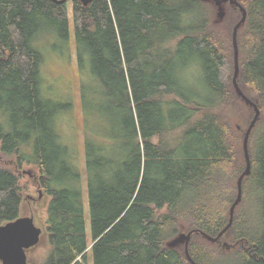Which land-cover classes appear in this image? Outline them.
<instances>
[{"label": "trees", "instance_id": "1", "mask_svg": "<svg viewBox=\"0 0 264 264\" xmlns=\"http://www.w3.org/2000/svg\"><path fill=\"white\" fill-rule=\"evenodd\" d=\"M236 1L247 11L237 82L260 116L226 229L256 113L234 83L243 9L231 0H73L78 64L89 60L111 116L87 133L84 172L56 129L69 103L41 90L38 42L70 40L69 0H0V143L21 169L0 164V225L20 217L22 169L34 165L50 197L42 264H89L90 247L94 264H264V0ZM195 62L203 92L185 74Z\"/></svg>", "mask_w": 264, "mask_h": 264}, {"label": "rangeland", "instance_id": "2", "mask_svg": "<svg viewBox=\"0 0 264 264\" xmlns=\"http://www.w3.org/2000/svg\"><path fill=\"white\" fill-rule=\"evenodd\" d=\"M72 4L73 0H69L70 40L63 42L57 36L51 34L52 36H43L39 39L38 44L43 48V51L36 47L44 57V63L41 68L43 79L41 90L43 89L42 93L44 97L58 103H69L66 111L58 113L55 123L56 129L62 138V142L70 146L74 154V163L85 172V141L90 136L87 133L92 134L98 127L99 122L105 127L111 116L105 108L106 104L103 99V93L100 91V86L89 69V60L86 63V68L81 69L79 67L78 53L75 46V25ZM53 44H58L60 50L56 49ZM2 53L0 48V56ZM200 72L199 64L195 62L185 74L191 76L193 87L203 92L205 85L202 78L197 79L201 75ZM98 134L101 143H109L108 134L105 131L101 129ZM0 164L15 172L21 170L18 169L14 156L2 153L1 143ZM22 170L27 173H25L22 179V183L24 184V200L20 216L34 215L35 223L45 229L47 205L50 197L45 196L44 193L40 197L36 187L37 181L35 176H37V170L34 165L25 164ZM28 172H31L32 176ZM84 205L88 242L91 246V213L87 183L84 188ZM49 250L48 234L43 232L40 243L28 251L29 264H42ZM0 264H2L1 261ZM89 264H94L91 247L89 248Z\"/></svg>", "mask_w": 264, "mask_h": 264}, {"label": "water", "instance_id": "3", "mask_svg": "<svg viewBox=\"0 0 264 264\" xmlns=\"http://www.w3.org/2000/svg\"><path fill=\"white\" fill-rule=\"evenodd\" d=\"M81 1L84 5H88L93 0H81ZM226 1L228 0H217V4L221 5L223 2H226ZM231 1L237 4L241 9H243V16L241 20L235 25L234 31H233V43H234V51H235L234 83H235V86L239 94L250 104L254 105L256 113L245 135L244 149H245V155H246V160H247V167L238 181L239 195H238L237 200L232 206L230 222L227 225L226 229H228L231 226L233 219H234V212H235L236 205L242 199L243 179L246 175L250 174L251 172L252 163H251V157L249 153V138H250L252 129L254 128L260 116V109L258 108L257 104H255L252 100H250L243 93V91L240 89L238 82H237V77H238L239 69H240L238 29L242 25V23L246 20L247 11L236 0H231ZM223 13L224 12H221V14ZM28 174L32 176L31 172H28ZM35 177L37 181V176ZM36 187L39 191L40 197H42L43 191L38 181L36 183ZM43 232H44L43 227L38 226L35 223L34 215L20 216L15 220H12L5 224L0 225V261L2 262V264H29L28 251L36 247L40 243ZM223 232H221L220 235H222ZM190 235L191 233H189L188 235L185 236V238H183L187 244L186 245L187 254H188V241H189ZM216 239L217 237L213 238V240H216Z\"/></svg>", "mask_w": 264, "mask_h": 264}, {"label": "flooded vegetation", "instance_id": "4", "mask_svg": "<svg viewBox=\"0 0 264 264\" xmlns=\"http://www.w3.org/2000/svg\"><path fill=\"white\" fill-rule=\"evenodd\" d=\"M31 250V249H30ZM29 258V257H28Z\"/></svg>", "mask_w": 264, "mask_h": 264}]
</instances>
